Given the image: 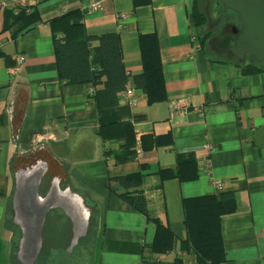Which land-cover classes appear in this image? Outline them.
<instances>
[{"label": "crops", "instance_id": "obj_1", "mask_svg": "<svg viewBox=\"0 0 264 264\" xmlns=\"http://www.w3.org/2000/svg\"><path fill=\"white\" fill-rule=\"evenodd\" d=\"M14 1L15 6L0 11V264H13L10 217L20 228L14 218L16 174L40 163L45 165L43 178L54 171L46 194L55 180L67 184L83 198L90 214L95 213L98 238L84 251L96 254L98 264H173L177 257L195 264V254L181 248L187 236L182 200L223 191L234 192L237 209L222 218L226 250L222 264H264V139L256 142L257 131L264 126V69L245 73L232 57L214 47V39H219L214 35L216 27L224 18L209 23L212 33L203 44L201 36L208 30L195 26V0H151L139 6L133 0ZM93 1L100 6L90 11ZM73 9L82 11L89 34H120L126 88L138 98L137 105L130 107L124 90L118 94L119 104L129 106L137 141L128 160H118L123 140L103 139L99 134L96 92L104 84H67L59 78L50 21ZM225 9L221 15L231 21ZM23 10L33 12L38 20L14 35L9 14ZM143 33L158 37L168 93L165 101L153 104L135 83L143 70L139 45ZM98 43L93 41L92 47ZM209 46L219 57L208 51ZM21 54L23 64L18 62ZM181 97L186 110L173 106ZM38 134L44 135L39 142ZM189 153L197 160L196 180L161 178V169L175 168L178 156ZM137 171L145 174L142 188L149 216L130 206L119 195L123 187L112 179ZM216 179L222 181L221 188ZM61 209L53 207L48 213L55 210L67 216L74 238L73 221ZM154 220L173 233L168 252L150 250L157 232ZM88 229L89 219L84 235ZM72 241L64 249V259L81 264L83 259L72 249L66 252ZM108 241L129 243L128 250H115Z\"/></svg>", "mask_w": 264, "mask_h": 264}, {"label": "trees", "instance_id": "obj_2", "mask_svg": "<svg viewBox=\"0 0 264 264\" xmlns=\"http://www.w3.org/2000/svg\"><path fill=\"white\" fill-rule=\"evenodd\" d=\"M214 1V0H212ZM135 6L148 4L151 0H133ZM224 8L222 2L218 1ZM234 11V10H233ZM236 12V11H235ZM193 18L197 28L206 26L211 21V16L202 8L201 0H195L193 5ZM8 20L14 35L26 29L31 23L38 20L36 14L26 13L24 10L18 14L10 12ZM228 21V19H223ZM54 36L55 55L59 78L67 84L93 82L103 83L104 87L96 92V101L101 112V125L99 134L103 139L123 140V150L118 156L119 161L128 160L135 154L136 137L131 122L129 106L119 104L118 94L126 89L128 75L124 63L123 49L120 34L109 31L100 35L87 32L83 22V13L80 9L70 10L50 21ZM206 32L201 36L203 44L211 36ZM97 40V46L92 47V42ZM143 70L135 76L136 86L147 94L150 104L165 101L168 98L166 89L161 50L156 33H143L139 36ZM252 56L264 62L260 57ZM246 57V58H247ZM245 73L261 71L264 68L255 60H237L232 58ZM253 61V62H251ZM97 65V67H95ZM144 168V167H143ZM159 174L163 180L177 178L180 181H194L198 178L197 160L194 154L179 155L177 165L171 169H161ZM145 174L142 171L112 177L123 187L119 195L134 209L149 216L147 198L143 191ZM51 176L46 174L39 187L41 195H46ZM47 183V184H45ZM62 188L68 187L61 184ZM75 191V190H74ZM184 210V223L187 236L181 242L183 250L188 249L195 254V264H222L226 260V250L222 233V218L226 214L234 213L237 202L233 191H223L219 194L208 193L184 197L182 200ZM12 210V204H10ZM51 211L47 214L43 229V242L40 254L35 264H68L57 260L53 256L55 250L65 249L60 245L62 233L52 223ZM155 239L150 246L152 252H168L172 249L173 233L170 228L159 220ZM9 227L13 230L12 263L21 264L17 258L19 240L22 235L20 228L10 217ZM95 213L91 210L88 234L95 228ZM71 237V235H70ZM64 241V240H63ZM104 243L105 240H103ZM59 243V245H58ZM113 249L127 251L129 243L109 242ZM107 244V246H108ZM138 250V249H136ZM141 250V249H140ZM63 260V259H62ZM173 264H185L177 257Z\"/></svg>", "mask_w": 264, "mask_h": 264}, {"label": "water", "instance_id": "obj_3", "mask_svg": "<svg viewBox=\"0 0 264 264\" xmlns=\"http://www.w3.org/2000/svg\"><path fill=\"white\" fill-rule=\"evenodd\" d=\"M214 1L222 2L227 8L236 11L240 16V19L243 23V34H244L245 40L239 41L235 46H233V48L236 49L237 53L239 55H243L244 53H250L264 60V0H214ZM263 139H264V126H262L257 131L256 142L258 143L259 141H263ZM37 168H42L43 170L41 176L39 177L37 181V185L35 187H32L31 184H24L27 180H23L22 178L32 173ZM44 172H45V165L44 163H40L37 165H33L31 167L22 169L16 174L17 193H16V198H15V207H16L15 208L16 210L15 221L20 225L21 233H22V236L20 239L18 256L21 261L27 264L28 262L24 260V258L21 256L24 245L26 244L27 248L30 247L29 250L33 251L36 248L35 247L36 238L33 232L34 229L31 226H27L29 227L27 229L26 227H23L22 224L19 222L18 220L19 212H21L25 217H27L28 220H30L31 218L36 219L40 214L39 213L40 210L42 211L43 218L41 221V225L39 226L38 242H37V245H39V247L36 253H34L35 250L32 252L34 253V259H35V257L39 254L42 248V242H43L42 231H43L47 213L51 208L59 207V206L49 205V206H46L45 208H42L39 205L38 199L40 198L47 199L54 186V184L51 185L50 191L46 195L40 194L39 187H40L42 178L44 176ZM54 182L56 184V180ZM58 186L60 187L59 184ZM62 189L72 191L68 187L62 188ZM30 191H33V194L29 195V197H25L27 193H30ZM71 193L72 195L76 197L78 196L80 198L81 205L87 211L86 221L88 223L90 211L84 205L83 198L74 191H72ZM32 204H36V205L38 204V206L35 209H33L32 213L29 214L27 213L28 211H26L24 208L25 206L27 205L30 206ZM72 244H73V241H72Z\"/></svg>", "mask_w": 264, "mask_h": 264}, {"label": "rangeland", "instance_id": "obj_4", "mask_svg": "<svg viewBox=\"0 0 264 264\" xmlns=\"http://www.w3.org/2000/svg\"><path fill=\"white\" fill-rule=\"evenodd\" d=\"M201 5H202V8L205 9V11L211 16V21H210V24L212 22H216V20H218V18L220 16H222L224 19L225 17L223 15H221V10H224L225 8L218 2V1H212V0H201ZM225 12H228V15L232 18L231 22L236 25V26H240L242 25V21L240 19V16L237 12L231 10V9H228L226 8L225 9ZM223 24L221 21L218 23V26L216 27V30H215V37L216 38H220L222 36V27H223ZM205 29V27H203ZM203 29V30H204ZM210 31L211 30V27L209 26V24L206 25V30L205 31ZM211 32V31H210ZM208 51L213 55V56H217V53L215 52L214 48L212 46H209L208 47ZM247 57V56H246ZM251 59L255 60L258 64L260 65H264V62L257 59V58H254L252 56H249L246 58V62L247 61H250ZM243 62V61H242ZM50 175H54V171L53 169H51V171H49ZM47 183H49V180L47 181ZM60 185V184H59ZM61 187V185H60ZM33 194V191H30V193H27L25 197H29V195ZM38 206V204H32V205H27L25 206V210L28 211L27 213H32L33 209H35L36 207ZM61 208V207H60ZM63 210V208L61 209ZM53 216L51 217L52 219V223L53 225L55 226V228L58 230L57 233H62L61 236L65 235L64 237L61 238V242H60V245L62 243V245H65L66 247L69 246V244L71 243V238L70 235H71V232L69 230V228H71L72 226V222L70 221L69 218H67V216H63V215H58L57 213H52ZM16 214L14 213V218H15ZM72 229V228H71ZM64 233V234H63ZM89 232H87L88 234ZM84 235L78 242L77 244L73 245L72 248L68 249L66 252H68L69 250H73L72 253L74 254V256H80L83 260L80 262L81 264H98L97 260H96V254L94 253H89L88 251H84V249L86 248V250L88 249V244L89 242H93V240L96 238H98V231L96 232L95 228L91 231V233L89 234V236ZM22 236V235H21ZM72 236V235H71ZM21 239V237H20ZM73 239V238H72ZM64 240V241H63ZM19 245H20V240H19ZM59 245V243H58ZM87 246V247H86ZM65 247V248H66ZM74 248V249H73ZM76 248V250H75ZM60 250H63V249H60ZM18 251H19V248L17 250V258L18 260L20 261L21 264H27V263H24L23 261L20 260L19 256H18ZM70 252V251H69ZM85 252V253H84ZM40 254V252H39ZM39 254L35 257L34 261H33V264H35ZM67 255V254H66ZM53 256H56V259L57 260H61V262H65L66 263V260L64 259V256H65V253H64V250L63 252L61 251H55L53 253ZM92 256V257H91ZM77 260L78 257H75ZM63 259V260H62ZM91 259V260H90ZM62 262V263H63ZM69 264V263H68ZM70 264H72L70 262Z\"/></svg>", "mask_w": 264, "mask_h": 264}, {"label": "bare ground", "instance_id": "obj_5", "mask_svg": "<svg viewBox=\"0 0 264 264\" xmlns=\"http://www.w3.org/2000/svg\"><path fill=\"white\" fill-rule=\"evenodd\" d=\"M42 172H43L42 168H37L32 173L26 175L22 179L29 181L32 187H35L37 185V181L39 177L41 176ZM71 192L72 191H69V190H63L62 188L58 186V184H54L49 197L47 199L40 198L38 199V202L42 208L52 205V206H59L65 210V212L72 219L73 224H74L73 244L75 245L77 241L86 233L87 211L81 205L80 198L78 196L76 197L72 195ZM39 213H40L39 216L37 218L35 217L36 219L31 218L30 220H28L27 217H25L21 212H19V217H18V220L22 224L23 227H26L28 229L29 227L27 226H31L34 229L33 232L36 238V246H35L36 248L34 249L35 250L34 253L37 252L38 247H39V245H37L38 232H39V226L41 225V221L43 218L41 210ZM29 248H27V245L25 244L21 256L24 258V260L28 262V264H32L34 260V253L32 252L34 250L31 251L29 250Z\"/></svg>", "mask_w": 264, "mask_h": 264}, {"label": "flooded vegetation", "instance_id": "obj_6", "mask_svg": "<svg viewBox=\"0 0 264 264\" xmlns=\"http://www.w3.org/2000/svg\"><path fill=\"white\" fill-rule=\"evenodd\" d=\"M244 40L243 25L236 26L231 21H224L222 36L219 39H214L213 45L219 51L224 52L226 56L244 61L249 53L239 55L236 49L233 48L239 41Z\"/></svg>", "mask_w": 264, "mask_h": 264}, {"label": "built area", "instance_id": "obj_7", "mask_svg": "<svg viewBox=\"0 0 264 264\" xmlns=\"http://www.w3.org/2000/svg\"><path fill=\"white\" fill-rule=\"evenodd\" d=\"M13 6H15V1H14V0H0V11L3 10V9H5V8L13 7ZM99 6H100V5H99L98 2L93 1V2L91 3L90 7H89V10H90V11L97 10V9H99ZM24 61H25V56H24L23 54L19 55V56H18V62H19L20 64H23ZM124 93L126 94V98H127V103H128V105H129L130 107H134V106H136L137 103H138V98H137V96L135 95L134 90L131 89V88H126V89L124 90ZM185 101H186L185 98H182V97H181V98H178V99H176V100L173 101V106H176V105H178V106H182V107L186 110V108H187V107H186L187 104H186ZM43 138H44V135H43V134H38V135L35 137V141L39 142V141H40L41 139H43ZM206 147H207V148H213V147L211 146V144H207ZM207 165L210 167L209 163H208ZM214 182H215V185H216L218 188H221V187L223 186L222 181H220L219 179L214 180Z\"/></svg>", "mask_w": 264, "mask_h": 264}]
</instances>
